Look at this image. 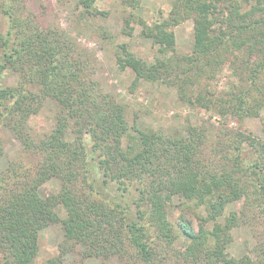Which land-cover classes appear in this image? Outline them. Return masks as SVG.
Here are the masks:
<instances>
[{
  "label": "trees",
  "instance_id": "trees-1",
  "mask_svg": "<svg viewBox=\"0 0 264 264\" xmlns=\"http://www.w3.org/2000/svg\"><path fill=\"white\" fill-rule=\"evenodd\" d=\"M23 1L0 0L6 20L0 78L16 76L15 84H0V157L7 130L38 162L0 173V264H33L39 233L57 223L63 234L58 256L43 264H60L76 246L83 259L115 257L122 264H264L258 232L264 227V138L226 129L222 120L210 148L206 127L166 134L130 125L123 104L94 79L88 50L57 24H43ZM96 1L78 0L83 28L107 15L95 9ZM116 1L129 10L121 35L130 37L137 24L140 36L157 46L149 61L117 45L115 68L129 69L132 85L174 86L182 104L239 124L264 110V0H174L151 26L133 12L142 0ZM187 19L193 20L192 49L181 54L172 29ZM103 28L101 36L110 39ZM227 63L237 81L217 92L210 81ZM46 104L56 108L53 125L34 136L29 121ZM49 180L60 188L43 198L39 190ZM237 202L241 208L224 217ZM171 206L195 214L197 231L182 215L172 223ZM238 226L249 227L256 244L251 255L233 258L227 249Z\"/></svg>",
  "mask_w": 264,
  "mask_h": 264
},
{
  "label": "rangeland",
  "instance_id": "rangeland-1",
  "mask_svg": "<svg viewBox=\"0 0 264 264\" xmlns=\"http://www.w3.org/2000/svg\"><path fill=\"white\" fill-rule=\"evenodd\" d=\"M174 0H142L139 9L133 11L147 26L160 21L166 17L171 9ZM78 0H24L25 10L40 16L43 24L54 23L61 29L75 38L79 47L87 49L93 56L92 66L95 69L94 79H96L104 89L112 92L116 99L125 108V117L130 125H135L140 129L151 128L166 134L185 133L188 126L209 128L211 141L207 144L212 145L219 137V129L222 127V120L226 129L234 130L240 128L243 131L255 136L264 138L262 126L264 124V110L257 118H247L240 124L230 118H220L211 115L202 107H192L182 104L178 100V94L174 86L162 83H149L140 81L134 85V74L126 69L118 73L115 68V54L119 51L117 45L127 44L128 49L135 55H146L149 61L152 60L153 53L157 50L149 39L142 38L140 25H134V31L130 37L121 35L120 30L124 24V17L128 9L123 7L116 0H97L94 4L95 9L106 12V17H98L90 20L87 27L83 28L81 19L76 16L79 14L76 5ZM1 16V15H0ZM6 20L0 17V31L4 32ZM80 26V27H79ZM111 34L110 39H104L100 30ZM87 28V29H86ZM93 28V30H92ZM100 28V29H99ZM107 29V30H105ZM178 53L186 54L191 51L193 43V20L187 19L179 25L173 27ZM236 78L231 75L229 64L227 63L211 80L212 87L217 92L227 89L230 82H236ZM16 83V76L6 72L0 78V84L13 85ZM56 108L53 104H46L41 112L31 118L29 127L34 136H43L51 129ZM3 155L0 157V173L6 171L8 167L21 164L24 168H36L38 157L24 153L21 146L7 130L2 131ZM220 139V138H219ZM213 140V141H212ZM60 184L57 180H49L44 183L39 190L40 196L45 198L59 191ZM86 190V189H85ZM89 191V189H87ZM94 193V192H93ZM241 202H237L227 208L225 216L231 210H239ZM61 219L65 218L62 208L56 210ZM169 220L174 223L178 216H183L186 221L191 222L194 231H197L198 218L193 213H183L177 207L171 206L169 209ZM201 213V212H200ZM203 214V213H201ZM223 219V218H221ZM220 220V219H219ZM261 222V221H259ZM208 227L211 224L207 225ZM261 239L264 240V227L258 226ZM231 243L227 249L230 257L239 258L242 255H251L252 249L256 244V238L251 229L247 226H238L231 231ZM63 241L61 224L50 225L39 233L38 246L39 253L33 264H43L50 259L58 256L59 245ZM81 246H76L74 251L67 253L60 264H122L118 258L112 257L103 259L96 257L83 259L81 257ZM181 264V263H177Z\"/></svg>",
  "mask_w": 264,
  "mask_h": 264
}]
</instances>
